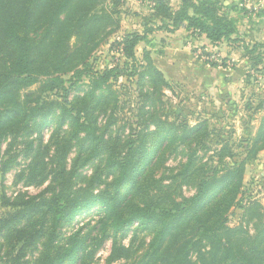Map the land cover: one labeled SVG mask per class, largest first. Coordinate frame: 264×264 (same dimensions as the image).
Returning a JSON list of instances; mask_svg holds the SVG:
<instances>
[{
    "label": "trees",
    "instance_id": "1",
    "mask_svg": "<svg viewBox=\"0 0 264 264\" xmlns=\"http://www.w3.org/2000/svg\"><path fill=\"white\" fill-rule=\"evenodd\" d=\"M225 1L182 0L174 10L170 0H153L144 31L113 46L125 69L97 74L90 60L120 30L124 0H0V177L23 155L30 163L16 182L44 187L15 198L2 192L0 264H92L106 242L105 264H264V206L244 185L247 164L264 151V115L239 146L221 140L207 119L191 125L176 111L171 122L162 100L171 85L149 50L143 64L136 57L154 33L183 27L212 46L235 42L230 13L238 5ZM262 48L245 49L256 65ZM120 76L138 77L141 100L129 123L118 118L124 107L112 82ZM72 91L83 94L70 101ZM263 108L264 100L256 112ZM169 157L184 161L158 177ZM184 188L195 193L187 197ZM95 208L102 213L94 228L64 235ZM236 211L241 220L231 226Z\"/></svg>",
    "mask_w": 264,
    "mask_h": 264
},
{
    "label": "rangeland",
    "instance_id": "2",
    "mask_svg": "<svg viewBox=\"0 0 264 264\" xmlns=\"http://www.w3.org/2000/svg\"><path fill=\"white\" fill-rule=\"evenodd\" d=\"M127 1L124 0V5L119 15L120 30L109 38L108 42L98 49L90 60L94 73L102 74L106 70L115 67L125 69L127 60L121 51L113 46L127 33H142L144 31V18H150L153 13V0H140L139 4H137L141 7L139 11H134V8L130 6L131 3ZM225 3L228 6L230 4H238L237 11L230 13V17L236 20V26L240 30L238 32L237 29L236 35L233 36L236 40L235 42H223L218 46H211L204 41L188 37L184 44L193 55L192 59L189 58L187 60L179 53H176L178 55L175 56L178 57L174 59L173 55H171L173 54L171 51L174 49L172 47L170 53L165 50L161 53L160 50L167 47L165 46L167 42L159 38L160 32H156L151 36L154 38L156 34L158 37L152 39L149 45L142 43L137 47L136 57L138 64H143V50L146 48L151 52L154 64L161 69H166L165 66L172 60H177L181 64L177 65L178 63H176L175 73H168V70L167 74L163 73L166 81L171 85L170 88L163 89L164 96L162 97L166 105L164 112L169 115V121L179 120L175 114L176 111L182 114L191 125L207 119L211 127L222 134L221 140L229 141L231 144L235 143L239 146L242 139L249 137L251 134L254 136L264 115V108L260 113L256 112L257 106L264 100V58L260 65H256V61L250 55H247L245 50L247 47L252 49L256 44H263L245 33V25L247 18L251 22H255L258 18H263L264 11H262L260 6L261 0H226ZM171 6L174 10L180 7L176 8V4L172 3ZM165 33L163 32L162 34ZM261 54H264V48L259 49L254 56L259 57ZM212 64H216V66ZM69 78L70 76L66 77L67 82ZM137 79L138 77L128 78L120 76L116 82H112L114 90H117L120 94V103L124 107V111L120 114L118 113V118L124 121L127 120L128 123L132 121L133 111L141 100L140 88H138L136 83ZM224 79H227L228 83L224 82ZM81 84V92L87 91L89 79L84 78ZM69 85L67 83V86ZM36 89L37 87L32 88L33 91ZM81 92L72 91L69 100L73 101L77 95L83 94ZM104 121V118L100 119L101 126ZM124 121H120L114 130L117 131L120 126H123L125 124ZM51 132V130L44 132L46 143L50 138ZM127 135H129V129L125 133V136ZM217 140L218 138L214 139L213 149L220 148ZM6 147L7 145H5L4 149ZM18 150V153H23L24 146L20 145ZM236 152H243V149L238 147ZM211 154L212 152L208 155L210 156ZM261 154L262 152L259 154L260 157L258 156L256 160L247 164L244 177V185L246 188H250L260 202L259 195L264 190L263 177H255V169L257 170V161L264 160V155ZM183 161L181 157H169L165 166L158 172V177L167 169L178 167ZM214 162L216 165V160ZM29 163L30 159L21 155L17 165L5 176L4 182L1 181L0 177V217L6 212V208L3 207L1 202L2 192L6 194L7 198H15L20 193L37 195L44 189V187H25L23 183L16 182V175L26 169ZM85 174L90 175L91 169H86ZM260 189L263 190L260 191ZM184 193L188 197L194 194L195 190L184 188ZM101 213L99 208H95L81 215L71 226L63 230L64 235L68 236L78 228H83V232L87 233L97 225ZM240 220L241 212L236 211L234 215L230 216V225L235 226L240 223ZM130 238L131 236L123 241L125 246L129 245ZM110 250L111 242H106L92 264H105L106 259L110 255Z\"/></svg>",
    "mask_w": 264,
    "mask_h": 264
},
{
    "label": "crops",
    "instance_id": "3",
    "mask_svg": "<svg viewBox=\"0 0 264 264\" xmlns=\"http://www.w3.org/2000/svg\"><path fill=\"white\" fill-rule=\"evenodd\" d=\"M139 1L140 0H128L127 2L131 3L130 6L134 8V11H139V9H141L140 5H137V4H139ZM170 1L172 4H176V8H178L181 5V0H170ZM260 6L262 8V11H264V0H261ZM247 19H246V25H245L246 26L245 33L247 35L251 36L252 38H254L257 42L260 41L261 43L264 44V17L256 19L255 22H251V20L249 18H247ZM237 29L239 32L240 31L239 28H237ZM160 33L161 34L159 35V38L161 40L163 39V41L167 42V43H165V46H167V47L163 48V50L161 49L160 50L161 53H163L164 50L167 51V53H170V51L172 50L171 49V47H172L174 49H173V51H171L173 53L171 55H173L172 57L174 59H177L176 57H178V56H175V55H178L176 53L182 54V56L185 57L187 60L189 58L192 59L193 55L191 54L188 47H185V44H184L188 38V32L185 30L184 27L177 30L175 33H165V32H164L165 34H162L163 32H160ZM155 37H158V36H156V34H155L154 38H152V36H151L150 39L151 40L156 39ZM194 39L198 40V41H204L207 45L210 44L204 36L200 37V38H194ZM176 63H178L177 65H181V64H179V62L177 60H172L170 63L167 64V66H165L166 69H161L158 66L157 67L159 70H161L165 74H167V70H168V73H170V72L175 73ZM172 77H173V79H175L174 76H172ZM224 82L228 83V80L224 79ZM261 155H264V151L262 152ZM257 163L258 164L256 166L257 170L255 169V173H256L255 177H257V178L263 177V189H264V160H259V161H257ZM263 189H260V191H262ZM259 198L261 199V202L264 205V190L262 191V193L260 192Z\"/></svg>",
    "mask_w": 264,
    "mask_h": 264
}]
</instances>
